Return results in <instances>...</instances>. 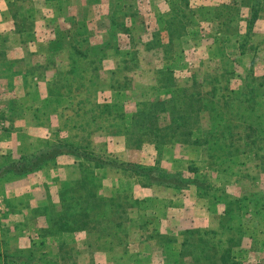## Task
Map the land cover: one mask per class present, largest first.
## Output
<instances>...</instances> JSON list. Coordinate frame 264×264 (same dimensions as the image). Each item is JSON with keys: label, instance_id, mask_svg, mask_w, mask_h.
<instances>
[{"label": "rangeland", "instance_id": "rangeland-1", "mask_svg": "<svg viewBox=\"0 0 264 264\" xmlns=\"http://www.w3.org/2000/svg\"><path fill=\"white\" fill-rule=\"evenodd\" d=\"M176 2L178 0H172V3L175 4ZM193 4L195 6L191 7L192 10L199 5L197 3ZM200 6L208 8V11L205 8V11L204 9H200L195 12L193 19H198L199 21H197L194 29L197 33H203L204 31L208 33H206L205 37H202L195 51L192 50V44L195 43L193 40L198 38L197 36L192 40L183 39L182 43V38L175 42L174 49L177 51L175 54V63L174 65L172 64L174 74L181 80V83L186 81V77L191 80L197 74L198 78H200L201 71L199 72L198 70L197 73V71H194V67L200 68L201 66L204 70L202 75L208 72L221 74L220 85L227 86L228 90L233 91L234 99L231 101L236 106L248 95V91L254 87L251 78H259L261 75H264V43H261L260 48L258 45H254L251 29L244 44L245 52L243 54L239 55L240 53H235L234 49H228V43L231 39H234L235 34L238 33L240 41L245 37L247 32L246 19L250 15L249 7L240 6L239 4L233 10L232 14L228 16L231 19L229 21H223L226 15L223 10L217 8L219 6ZM120 16L118 17L121 18ZM242 19H245V21ZM155 20H158L156 16L150 19V28L148 31L150 40L153 41L161 34L165 35L167 33L166 30H163V25L159 20L157 22ZM152 34L153 36L151 37ZM223 36L228 37L227 42H221L218 39H221ZM127 42V39L120 37V40L116 44L122 47V51H124V48L127 47ZM163 42L166 41L163 40ZM210 43L213 44V47L204 46V44L208 45ZM80 45L83 48L88 47L85 42L80 43ZM222 52L223 55L221 56L220 54ZM96 53H98L97 48ZM129 58L130 56L127 59ZM210 60L215 61L216 64L209 63ZM156 63L158 67L163 66L162 63L161 65L159 64V61ZM99 65L102 69L101 72L98 70L93 72L92 70L86 69L83 76L88 78L95 75L96 80L100 77L102 79L106 78L107 80L109 78L110 82L115 86V89L113 90L109 86L104 85L92 86L83 83L84 85L76 88L78 90L72 89L69 97L71 98L70 108L65 98L63 100L62 98L56 97L54 98L55 101L48 102V106L50 107L58 106L65 108V110L58 111V124L55 122L57 126L51 128V131L49 130L51 133L47 139L38 141L37 149L50 143H58L59 140H62L64 144L66 142L71 148H74L72 150L75 151V154L82 153L106 163L131 162L147 168L182 171L185 176H189L190 178L194 176V178L202 180V182L205 179V190H208L207 196L209 197V204H213L216 201V196H221L225 202H234L236 199L239 202L237 207L234 204L233 207H230V212L221 218L223 222L220 223V219L217 222V219L208 224L209 221H207L208 223L205 226L214 227L196 228L195 231L199 229L209 230V233L204 237L212 240L213 250L217 253L224 250L228 244H231V250L240 257V264H264V169H262L264 161L261 160V152L257 155L253 153L254 150L236 153L237 163L234 162L233 165L228 167L230 162L225 160L224 157H221L218 161L211 159L214 155L217 156L224 153L226 148L223 146L209 147L203 154L199 147L188 144H175L172 148H163L161 146L156 148L153 144L149 143H144L141 147L131 145L126 137V129L129 126L130 114L137 109L135 101L131 96H137L138 89L141 88L135 86L133 82L130 83L131 88L127 89L126 93L122 88L126 81L123 74L132 78L136 66H131L130 63H120L122 69H116V74L110 76V71L115 68V65L113 64V57L109 53H105L104 57L102 56L101 60L96 62V69ZM191 67H193L192 70ZM230 70H233V72L230 73ZM79 75L82 76V73H79ZM73 81L75 87L77 82L75 80ZM206 114H202V125L204 127L208 124ZM247 117L252 120L257 119V122L264 125V107L259 106L257 110L249 111ZM37 121L43 124L47 123L44 117H39ZM29 153L31 152H24L21 156H26ZM223 160L224 162H222ZM68 161L70 163H66ZM106 163L97 165L95 161L87 160L81 156L61 154L40 168L48 169L46 176L45 173L43 175L45 177L44 182L33 181L31 179L27 182V180L25 181L24 175H5L3 180H0V184L23 181L20 187H14L12 190L24 193V197H20V195H14L6 199L0 197V226H9L3 228L1 239L6 240L10 234L7 229L10 226H15L17 230H24L26 234H29L28 236H31V240L35 239L38 241L43 239L44 242L48 241L46 240L47 226H59V220L55 214L59 209L60 202L55 201L56 203H53L52 198L50 199V196H48L47 198L49 200H45L44 204H35V201H30L31 199L26 192L31 193L32 190H43L48 195L50 193L56 195L59 200L58 191L61 189L63 183L67 181L65 189L62 192L68 189L75 190L77 194L83 195V191L81 189L78 190L77 186L79 185L78 178L80 174H85L86 179L90 180V184L87 185L85 190L86 193L92 189L98 194L105 196L106 199L111 200L100 208L105 212L106 218L109 221L98 219L100 218V214H98L95 215L97 221L88 226H96L100 230L99 232H101L100 235L103 240L107 241L110 238L108 234H103L108 232H111V234L117 232L112 238L114 243L119 244L120 240H130L135 233L131 228L133 226L131 219L134 215L131 213V207H128L125 214L120 215L123 224L121 223V225L115 226L116 219L119 218L116 215L121 209V207L115 206V196L130 194L129 201L133 205H137L139 204V199L133 197V191L131 189H136L140 193L142 191L138 185L141 186L142 184L137 180L135 174L112 165H106ZM187 167L195 168L196 170L187 171ZM201 175L204 176V179ZM137 177L143 183H146L144 182L147 180L146 176L137 175ZM152 186L156 188L152 191L153 193L167 195L166 197H169L174 203L182 200L183 197L180 196L181 194L185 198L188 196L187 189L179 190L156 184ZM70 192L69 197L72 194ZM45 193H42V195L44 196ZM117 200L119 201L118 198ZM247 200H250V203L254 200V204L247 203L244 205L243 202ZM121 201L123 202L124 199H121ZM75 202L77 201L72 199L69 204L74 206ZM140 204H143V202L140 201ZM153 206L158 207L155 203H153ZM82 207L84 210L91 209L93 206L82 205ZM95 210L97 209H94V211L91 209V212H95ZM219 210L221 212L220 214H222L224 212V205ZM193 213L196 212L193 210ZM189 216L191 217L193 215L190 214ZM144 220L147 222L149 218L145 217ZM197 223H201V221ZM188 225L191 226L192 224L188 221L187 223H181L180 226ZM76 226L85 225L78 222ZM175 231V241H181L182 235H180V231H177V229ZM72 233L75 232L65 233L62 236L71 242L74 241L75 237L80 238V236H85L86 239L92 240L93 242L99 240V237H95V232L91 228H86L81 234ZM56 234L63 233L57 230ZM125 234L128 236L126 237ZM44 242L42 241L41 245H34L26 249H13L12 246L10 248H4V254H6L7 260L9 261L8 263H4L3 261V264H62L54 255L56 252H61L62 248H55L52 245L44 244ZM103 244L101 247L105 248L107 243ZM66 249L69 252V262H71L73 259L72 256L75 254V245H70ZM31 253L34 256L31 257ZM20 255L23 257V263H14L11 260V258L15 259V257ZM187 258V261H189L192 259V256H188Z\"/></svg>", "mask_w": 264, "mask_h": 264}, {"label": "crops", "instance_id": "crops-1", "mask_svg": "<svg viewBox=\"0 0 264 264\" xmlns=\"http://www.w3.org/2000/svg\"><path fill=\"white\" fill-rule=\"evenodd\" d=\"M171 3L172 0H0V112L3 120L0 132V180H3L5 175H15L12 172L4 173V168L18 160L24 152L37 151L38 141L47 139L51 133L49 130L57 126L55 122L58 124V111L65 108L50 107L48 102L54 101L56 92H59L58 97L69 100L68 91L64 92V88L69 86L68 75L76 72L80 59L88 58L90 55L89 51L78 46L80 43L85 42L89 47H98L102 41L107 42L111 39L117 42L120 37L127 39L124 51L122 47L117 49L115 45L113 48L106 47L105 53L112 55L113 64L115 60L135 56L133 84L144 87L154 83L153 70L158 67L156 62L159 61L161 65L165 59L162 57L161 48L147 50L143 44L150 40L148 32L150 19L155 16L168 19L173 14ZM193 3L199 4L198 6L238 7L239 4L241 6V0H187L188 7L195 6ZM115 20L120 21V27L123 29L112 25ZM158 20L160 22V19ZM125 28L129 29L126 30L128 32L124 31ZM206 33L208 32L197 33L194 28H189L180 36L181 43L183 39L192 40L197 36L198 38L193 40L195 43L192 44V50L195 51ZM252 34L254 45L260 48L261 43H264V12L254 21ZM167 37L166 33L161 34L163 40L167 41ZM205 44V47H213L211 43ZM228 46L229 50L234 49L235 53H240V45L236 39H231ZM92 51L95 52L96 48ZM102 54L103 51L100 50L98 56ZM209 63L213 64L215 61L210 60ZM92 68L96 70L95 63ZM97 70L101 72L100 65ZM198 70L202 75L204 70L201 66L194 67V71L198 73ZM96 85L110 88V80L100 77ZM39 117H44L47 123H39L37 121ZM47 172V168H42L25 174V181L28 182L29 179L43 181L45 179L43 175L45 173L46 176ZM22 182L0 184V197L5 199L14 195L24 197V193L12 190L14 187H20ZM138 187L142 192L131 189L133 197L143 202L131 208L134 215L131 219L133 223L131 228L135 233L130 240L127 239L121 245L114 243L111 237L105 238L107 241L99 237L97 242H93L85 236H80L71 242L64 236L47 234L48 241L31 240V236L29 237L24 230L10 226L7 229L10 233L7 248L12 246L13 249H26L41 245L43 241L44 244L62 248L61 252L54 254L62 264H172L166 256L165 246L157 241L156 236L172 233L174 236L176 229L181 231L214 227L205 225L207 221L210 224L218 219L221 213L219 209L224 205L223 202H218L211 207L207 198L198 195L193 184L185 188L188 191L187 198L181 194L184 199L175 203L166 197L167 195L153 193L152 191L156 189L153 186ZM26 193L35 204H44L45 200H49L48 196L52 198L53 203L59 202L56 195L51 193L48 195L43 190ZM153 203L158 207H154ZM193 210L196 213H193ZM190 214L193 216L190 217ZM145 217L149 218L147 222L144 220ZM188 221L191 226H180L181 223ZM199 221L203 224L197 223ZM142 223L145 224L142 226ZM5 227L9 226H0V233ZM81 232L83 230L72 234ZM103 243H107L105 248L101 247ZM70 245H75V254L71 262L66 249ZM0 252L2 253L3 249H0Z\"/></svg>", "mask_w": 264, "mask_h": 264}, {"label": "trees", "instance_id": "trees-1", "mask_svg": "<svg viewBox=\"0 0 264 264\" xmlns=\"http://www.w3.org/2000/svg\"><path fill=\"white\" fill-rule=\"evenodd\" d=\"M245 5L250 9L249 18L246 19L247 32L245 37L242 38V41L239 40L238 34L234 35V39L239 42L241 54L245 52L244 44L246 43L247 35L250 34L254 21L260 13L264 12V0H241V6ZM236 7L237 6L231 5H221L217 7L225 12L224 14L226 17L223 21H229L231 19L228 16L232 14ZM205 8L206 7L204 6H198L192 10L191 7H188L187 0H178L175 4L171 3L173 14L168 19L165 20L158 17L163 25V30H166L167 32V41L163 42L160 35L159 37H156L154 41L148 40L143 45L147 50L161 48L162 57L165 59V62L162 67L154 68V83L149 86L140 87L141 89H138L137 96H131L135 101L137 109L129 116V126L126 129L127 140L135 147H141L144 143L153 144L156 148L159 146L163 148H172L175 144H188L199 147L203 154L209 149V147L223 146L226 148L224 153L217 156L214 155L211 159L218 161L221 157H224L225 160L230 162L228 167L233 165L234 162L237 163L235 157L236 153H244L249 150H254L253 153L255 155L260 154L261 152V160L264 161V125L257 122V119L252 120L247 117L249 111H255L259 106L264 107V75H261L259 78H251L254 87L248 91V95L243 98L242 101L234 106L231 101L234 99L233 91L228 90L227 86L220 85L221 74L208 72L204 75H200V78H197V76L193 79L191 78V80L190 78H187L183 83H181V80L174 74L173 65L175 63V54L177 51L174 49V44L189 28L195 27L197 23V21L193 19L195 12L200 9H204L205 11ZM206 9V11H208V8ZM220 24L223 25L222 22H220ZM112 25L123 29L120 27V21L115 20L112 22ZM127 29L128 28H125L124 31L128 32L126 31ZM152 36L153 34L151 37ZM218 39L221 42L228 41L227 36ZM115 45L117 46V49H119L120 46L111 39L102 43L98 47H89L87 45L88 47L83 48L80 44L78 45L82 49L89 51L90 55L88 58L80 59L78 62L79 68L76 72L74 71L73 74L71 73V75H68L67 80L69 86L64 88V92L65 90L68 91V98L70 97L72 89L78 90L76 88L85 83L97 86L98 78L96 80L95 75L88 78L83 75L86 69L95 72L97 70L96 62L100 61L102 56L104 57L106 47L111 46L113 48ZM93 48H97L98 53H96V51L93 52ZM100 50L103 51V54L98 56ZM220 55L222 56L223 52ZM94 63L96 70H93L92 68ZM120 63H130L131 66H136L135 56H130L129 59L115 60V68L110 71V76L116 74V69H122ZM124 69L131 70L129 68ZM231 72H233V70H230V73ZM79 73H82V76H80ZM123 77L126 81L123 84L122 89L125 90L126 93L127 89L131 88L130 83L133 82L134 78H130L125 74H123ZM73 80L77 82H75L77 84L75 87ZM110 88L113 90L115 89L112 82H110ZM57 90H60V88H57ZM58 93L59 92L54 93V98L58 97ZM64 98L62 99L64 100ZM66 102L67 105L69 104L70 108L71 98H69V100L66 99ZM203 113H207L208 124L206 127L202 125ZM72 149L74 148H71L66 142L64 144L62 140H59L58 143H50L35 152L29 153L23 157L21 156L20 159L9 163L4 168V173L12 172L15 175L32 173L61 154L81 156L87 160L95 161L97 165L100 163H106L82 153L75 154V151ZM222 162H224V160ZM106 165H112L135 174L137 180L143 186H152L153 184H156L183 190L193 184L197 188L198 195L209 199L207 196L208 190H205V179L202 175L201 176L204 179L203 182L202 180H197L194 176L192 178L185 176L182 171L147 168L131 162H107ZM262 169H264V163ZM195 170V168L187 167V171ZM137 175L146 176L147 180L144 181L146 183H143ZM66 183L67 181L63 183L61 189L58 191L60 204L55 215L59 220V226H47V234L58 235L56 234L57 230L61 233H70L91 228L95 232L94 235L96 238L101 237V232H99L100 230H98L96 226L88 225L97 221L95 215L98 214H100V218L98 219L109 221L108 218H106L105 212L100 208L111 200L106 199L105 196L98 194L92 189L88 190L86 193L85 190L87 185L90 184V180L86 179L85 174H80L78 178L79 185L77 186L78 190L81 189V191H83V195L77 194L75 190L67 189L62 192V190L65 189ZM68 191H71L70 193H72L70 197ZM115 198V206L121 207L119 213L116 215L119 218H117L115 222V226H119L121 223L123 224L120 215H124L126 209L128 207L133 208L134 205L129 201L130 194H122L121 196L117 195ZM72 199L77 201L74 203V206L69 204ZM121 199H124V201L122 202ZM215 199L216 201L213 204H210L211 207L215 206L218 202L224 203V212L220 214L218 218L221 223L223 222L221 218L230 212V207H233L234 204L237 207L239 200L236 199L234 202H225L221 196H216ZM252 201L254 204V200ZM138 203L140 204V200ZM243 203L246 205L247 203H250V200ZM82 205H92L93 207L91 209H93V211L94 209L97 210H95V212H91V209L83 210ZM54 206L56 207V205ZM78 222L83 223L85 226H76V223ZM141 225H143V223ZM3 230H1L0 233V249H3L4 252V248H7L6 244L8 238H6V240L1 239ZM208 233L209 230L207 229H199L198 231H195V229L182 230L180 231V235H182L181 241H175L173 235L161 234L156 237L158 238L157 241L165 246L166 256L171 259L172 264H240V257L231 250V244H228L221 252H215L213 250L214 246L212 240L204 237ZM103 234H108L113 238L117 232L114 234H111V232ZM58 236H62V234H59ZM125 236L127 237L128 235L125 234ZM124 242V240H120L119 245ZM3 252H0V260L4 259V263H8L9 260H7V256ZM30 255L31 257L34 256L33 253ZM188 256H192V259L189 261H187ZM22 258L23 257L20 255L15 257V259L11 258V260L14 263H23ZM24 262L27 263L25 260ZM0 264H3V261H0Z\"/></svg>", "mask_w": 264, "mask_h": 264}, {"label": "built area", "instance_id": "built-area-1", "mask_svg": "<svg viewBox=\"0 0 264 264\" xmlns=\"http://www.w3.org/2000/svg\"><path fill=\"white\" fill-rule=\"evenodd\" d=\"M2 126H3V120H2V118H1V112H0V132H1V130H2Z\"/></svg>", "mask_w": 264, "mask_h": 264}]
</instances>
